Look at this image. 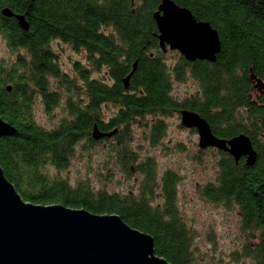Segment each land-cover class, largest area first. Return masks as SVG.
Wrapping results in <instances>:
<instances>
[{"label": "trees", "instance_id": "obj_1", "mask_svg": "<svg viewBox=\"0 0 264 264\" xmlns=\"http://www.w3.org/2000/svg\"><path fill=\"white\" fill-rule=\"evenodd\" d=\"M162 1L0 0V44L12 55L0 57V116L19 131L0 139V166L26 202L118 215L151 235L157 256L169 264H200L177 206L179 176L164 173V204L152 206L158 166L134 149L135 126L155 147L166 137V118L195 112L218 138L245 135L255 147L259 159L253 167L217 151L216 182L202 193L238 208L249 236L242 256L264 264V92L256 86L257 80L264 83V0H171L218 32L222 50L215 63L188 62L162 50L153 17ZM5 9L24 16L29 30L5 17ZM54 44L84 54L85 62L75 61L73 74L64 72ZM55 80L67 88V110L58 123L45 126L35 108L43 95L48 116L59 109L63 96L53 91ZM189 81L197 92L181 101L174 85ZM109 105L116 108L112 114L103 111ZM95 126L111 137L94 140ZM75 163L86 175L72 182ZM118 173L140 176V190L109 192L105 185H123Z\"/></svg>", "mask_w": 264, "mask_h": 264}, {"label": "water", "instance_id": "obj_2", "mask_svg": "<svg viewBox=\"0 0 264 264\" xmlns=\"http://www.w3.org/2000/svg\"><path fill=\"white\" fill-rule=\"evenodd\" d=\"M15 18L20 28H30L26 18L3 10ZM162 50L178 51L188 62L215 63L222 46L218 32L207 22H199L186 8L163 0L153 15ZM124 80L129 89L132 75ZM257 89L264 83L257 80ZM181 124L196 129L199 148L228 153L236 163L246 158L248 167L258 162L251 140L240 135L231 140L217 138L209 123L197 113L181 112ZM19 131L0 116V139L18 136ZM112 134L94 127L92 137L100 141ZM0 264H169L157 256L151 235L130 227L118 215H96L84 209L60 204L43 206L26 202L8 181L0 166Z\"/></svg>", "mask_w": 264, "mask_h": 264}, {"label": "rangeland", "instance_id": "obj_3", "mask_svg": "<svg viewBox=\"0 0 264 264\" xmlns=\"http://www.w3.org/2000/svg\"><path fill=\"white\" fill-rule=\"evenodd\" d=\"M55 47L58 45L54 44ZM56 49V48H55ZM57 54L61 69L73 74L75 61L85 62V55H79L69 47L58 46ZM0 57L10 59L11 52L0 44ZM198 89L194 81L174 85V95L179 100L193 96ZM40 106V105H39ZM116 110L112 105L103 108L107 114ZM35 113L41 124L58 123L61 117L60 109L52 112V117L42 107L35 108ZM52 118V119H51ZM166 137L157 146L145 142L143 129L134 128V149L142 158H153L161 172L172 170L179 176L177 184V206L183 221L194 236V247L200 264H255L250 259L242 256L245 243L249 236L244 231L242 219L238 208L231 204L214 203L202 193V189L216 182L218 175V162L221 156L216 150H204L201 154L198 134L193 130L181 128V120L177 114L165 119ZM264 144V140L262 141ZM183 146V150L178 149ZM84 166L75 163L69 171L71 181L85 177ZM126 178L118 173L117 180H122L123 185L117 183L105 185L111 193H128L135 191V179ZM96 180V179H95ZM95 185L101 186L95 181ZM237 254V255H236ZM238 254L240 257H238Z\"/></svg>", "mask_w": 264, "mask_h": 264}, {"label": "flooded vegetation", "instance_id": "obj_4", "mask_svg": "<svg viewBox=\"0 0 264 264\" xmlns=\"http://www.w3.org/2000/svg\"><path fill=\"white\" fill-rule=\"evenodd\" d=\"M170 52H176V53H178L180 56H182L178 51H170ZM183 57V56H182ZM202 62H204V61H202ZM208 62V61H207ZM210 63V62H209ZM59 83V81L58 80H55V83H54V89H53V91L54 92H60L61 93V95L63 96V101H62V103L60 104V107H59V109H60V111H62L63 112V110L64 111H66L67 110V105H68V92H67V88H66V86L65 87H62L61 88V86H60V84H58ZM58 89V90H57ZM258 90V92L259 93H262L263 94V92L264 91H260L259 89H257ZM38 99L40 100V103H41V107L43 108V110L45 111V104H44V96L43 95H40L39 97H38ZM182 111H184V110H182ZM181 111V112H182ZM187 111H189V110H187ZM46 112V111H45ZM181 112H180V114H178V113H175V114H177L178 115V117L180 118V120H181ZM174 114V115H175ZM181 128H184L183 126H182V124H181ZM186 129V128H185ZM188 130H193L195 133H197L198 134V132H197V130L196 129H188ZM198 137H199V135H198ZM217 137V136H216ZM218 138V137H217ZM219 139H221V138H219ZM252 143V142H251ZM253 145V144H252ZM104 146H106V145H104ZM253 147H254V145H253ZM254 149H255V147H254ZM207 150H216V151H218L217 149H213V148H209V149H207ZM204 151V150H203ZM219 152H221V151H219ZM245 160L246 161V158H242V160ZM258 159H259V156H258ZM158 171H159V176L157 177V179H156V181H155V183H154V186H153V190H154V199H152V201H151V205L152 206H154V207H161L163 204H164V200H165V196L163 195V190H164V188H165V182H164V179H163V176H164V173L166 172V171H168V170H165V171H163V172H161L160 170H159V168H158ZM141 185V177L139 176V178L137 177L136 179H135V191H139L140 190V186ZM130 193L131 192H134V191H132V190H130L129 191Z\"/></svg>", "mask_w": 264, "mask_h": 264}]
</instances>
